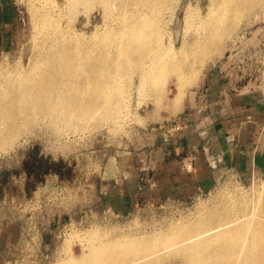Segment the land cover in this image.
Returning a JSON list of instances; mask_svg holds the SVG:
<instances>
[{
  "label": "rangeland",
  "instance_id": "1",
  "mask_svg": "<svg viewBox=\"0 0 264 264\" xmlns=\"http://www.w3.org/2000/svg\"><path fill=\"white\" fill-rule=\"evenodd\" d=\"M37 1L0 0V72L29 65L38 34L33 31L39 21L33 15ZM187 5L193 9L188 18L193 24L185 28L188 22L183 20L175 46L179 49L208 31L201 25L208 0H174L161 38L163 48L169 39L174 41L176 15ZM259 10L234 24L231 35L213 42L209 57L201 50L186 57L196 59L197 75L181 96L174 72L154 82L146 80L144 89L137 78L131 80L126 104L130 112L120 132L106 123L97 128L75 123L55 127L43 119L24 130L8 150L0 149V264H61L69 255L80 257L87 251L83 238L89 231H164L194 217L203 205L225 202L231 192L264 195V9ZM83 16L70 25L76 33L86 26ZM207 114L220 123L205 122ZM186 134L215 153L216 140L231 138L234 144L242 143L244 155L225 172L218 171L219 178L205 183L212 189L203 194L185 199L179 195L173 201L167 194L154 195V181L162 182L154 179L156 162L166 159L161 146L168 140L183 143ZM185 164L187 171L192 163ZM189 170L193 174V165ZM180 174L168 178L169 184H197ZM145 191L150 196L143 195Z\"/></svg>",
  "mask_w": 264,
  "mask_h": 264
},
{
  "label": "bare ground",
  "instance_id": "2",
  "mask_svg": "<svg viewBox=\"0 0 264 264\" xmlns=\"http://www.w3.org/2000/svg\"><path fill=\"white\" fill-rule=\"evenodd\" d=\"M173 1L38 0L33 6V15L39 16L33 31L38 34L29 65L0 72V149L43 119L55 127L75 123L97 128L106 123L120 132L129 116L131 80L137 78L144 89L146 80L174 72L180 95L197 75L196 59L186 57L196 50L209 57L213 42L231 35L243 17L264 9V0H208L201 21L208 31L178 49L183 20L188 22L185 28L193 24L188 20L193 9L187 5L176 15L174 41L169 39L163 48ZM80 15L87 18L86 26L76 33L70 25ZM229 197L218 205H203L194 217L164 231H89L83 238L87 251L80 257L69 255L61 264H264V195L231 192Z\"/></svg>",
  "mask_w": 264,
  "mask_h": 264
},
{
  "label": "crops",
  "instance_id": "3",
  "mask_svg": "<svg viewBox=\"0 0 264 264\" xmlns=\"http://www.w3.org/2000/svg\"><path fill=\"white\" fill-rule=\"evenodd\" d=\"M210 105L217 104L211 103ZM219 105L222 106L223 102H220ZM205 119H207L205 120V122L211 123V126H213L215 123H220L217 122L214 117H212V114H207V118L205 117ZM181 139L184 140L183 143L182 141H178V139L165 141V143L161 146V149H164V151L166 152V154H164L166 159L163 163L156 162L158 164L156 166V174L154 179H162V182L158 183L154 181L155 185H157V189L154 190V195L157 196L167 194L169 197H171L170 200L172 201L173 199H179V195H181L185 199L188 196L203 194L209 189H212V187H209L204 184H209L215 179L219 178V176L221 175L218 174V171L225 172L228 168L227 166L231 167L233 165L234 160H238V158H242L244 155L242 143L237 144L235 142L234 144L231 138L224 142L221 138L220 141L216 140V146H219L216 153L208 147L207 143L194 144L192 138L190 137V134L183 135V138L181 137ZM168 145L171 148H167ZM188 161H190L192 164H190L188 166V170L185 171L183 170L182 162L187 164ZM192 165L193 170L191 173L193 174H190L189 167L192 168ZM181 171L182 173L180 174ZM143 174L144 176L147 175V173L145 172ZM178 174H180V177L182 176V179L183 177H186L189 180L195 179L198 182L195 186L193 184L191 185V183L188 182L190 183L189 186H179V188L176 187L174 184L170 185L167 179L174 178ZM144 176L143 178L141 177V179L144 180V178H146ZM142 194L148 196L151 193L145 191ZM125 200L128 199L125 197ZM122 202H124V199ZM125 204L126 203H124V206ZM127 206L130 209L132 208V205L127 204ZM127 206L125 208L126 210L128 209Z\"/></svg>",
  "mask_w": 264,
  "mask_h": 264
}]
</instances>
